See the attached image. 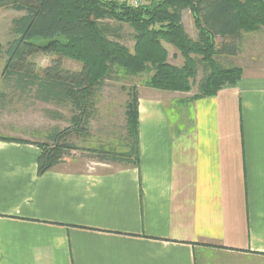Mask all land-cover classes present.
<instances>
[{
    "label": "crops",
    "instance_id": "0c3cea01",
    "mask_svg": "<svg viewBox=\"0 0 264 264\" xmlns=\"http://www.w3.org/2000/svg\"><path fill=\"white\" fill-rule=\"evenodd\" d=\"M240 67L213 96L140 87L138 165L38 174L0 139V264H264V59Z\"/></svg>",
    "mask_w": 264,
    "mask_h": 264
},
{
    "label": "trees",
    "instance_id": "16d2710c",
    "mask_svg": "<svg viewBox=\"0 0 264 264\" xmlns=\"http://www.w3.org/2000/svg\"><path fill=\"white\" fill-rule=\"evenodd\" d=\"M0 8L23 12L12 19L14 37L2 49V82L16 89L19 96L31 93L38 101L70 104L74 110L71 126L53 130L48 143H37L41 150L38 174L65 161L76 149L66 137L71 129H88L96 91L112 74H145L143 85L189 91L199 63L203 75L193 98L213 96L241 76L239 67L221 66L215 58L236 55L241 31L264 26V0H148L138 5L125 0H0ZM187 9L197 30L196 39L182 23V12ZM124 24L133 29L132 51L121 42ZM163 43L177 49L182 65L168 61ZM37 53L55 54L56 58L40 71L31 59ZM62 57L79 61L80 69L64 68ZM4 96L0 92V100ZM54 116L63 118L58 112ZM126 117L128 137L133 142L123 151L99 152L97 161L138 165L136 96L127 104Z\"/></svg>",
    "mask_w": 264,
    "mask_h": 264
},
{
    "label": "rangeland",
    "instance_id": "374dc122",
    "mask_svg": "<svg viewBox=\"0 0 264 264\" xmlns=\"http://www.w3.org/2000/svg\"><path fill=\"white\" fill-rule=\"evenodd\" d=\"M21 14H23L22 11L0 8V72L5 62L2 49L14 37L11 31L12 19ZM182 23L186 26L190 37L196 39L197 30L188 9L184 11ZM245 39L242 55L238 54L231 58L219 55L215 58V62L221 66H237L241 69V62L245 63V59L248 57L264 59V31L260 33L249 32L245 34ZM121 42L132 51L134 44L133 29L128 24L123 26ZM215 42L218 44V40ZM163 44L168 49V61L175 65H182L183 57L177 49L168 43ZM55 58L56 55L50 53H37L31 56L40 71ZM61 61L63 67L69 70H79L81 67V63L75 59L62 57ZM197 69L192 93H196L197 83L203 75L201 64L198 63ZM146 77L145 74L137 76L112 74L110 78L104 81L93 98L94 104L89 110L88 129L80 132H74L71 129L66 137L68 142L76 146V149L71 150L66 156L67 162H74V165L80 168L108 169L115 165H123L122 163H105L110 165H103L104 162L97 161L96 156L102 151H123L127 149V143L131 145L133 142L127 133V104L132 102L134 96L137 97L140 87L146 86L142 83ZM11 88L0 79V90H5V96L0 100V136H13L43 144L49 142V135L53 130H61L71 126L69 119L74 110L70 104L61 106L38 101L31 93L19 96L18 91ZM56 112L60 113L63 118L55 117Z\"/></svg>",
    "mask_w": 264,
    "mask_h": 264
},
{
    "label": "built area",
    "instance_id": "2783aa9c",
    "mask_svg": "<svg viewBox=\"0 0 264 264\" xmlns=\"http://www.w3.org/2000/svg\"><path fill=\"white\" fill-rule=\"evenodd\" d=\"M141 1L142 0H132V1L128 2V3H130L132 5H138V4L142 3Z\"/></svg>",
    "mask_w": 264,
    "mask_h": 264
}]
</instances>
